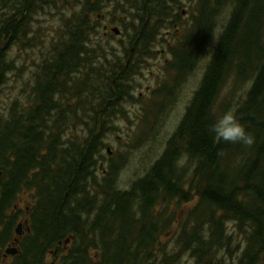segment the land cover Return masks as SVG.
<instances>
[{"label":"trees","instance_id":"16d2710c","mask_svg":"<svg viewBox=\"0 0 264 264\" xmlns=\"http://www.w3.org/2000/svg\"><path fill=\"white\" fill-rule=\"evenodd\" d=\"M121 1L128 64L173 31L168 75L178 86L208 56L199 88L160 159L121 190L123 164L100 162L134 100L137 71L108 62L95 42L106 1L81 0L39 66L28 104L0 115V262L18 238L24 200L31 232L7 264H264V0H196L183 34L181 0ZM49 5L0 0V97L14 70L9 51L32 41L33 18ZM173 92L164 85L156 97ZM232 107L254 137L250 147L217 144L207 130Z\"/></svg>","mask_w":264,"mask_h":264},{"label":"rangeland","instance_id":"374dc122","mask_svg":"<svg viewBox=\"0 0 264 264\" xmlns=\"http://www.w3.org/2000/svg\"><path fill=\"white\" fill-rule=\"evenodd\" d=\"M80 1L50 0L51 5L33 18L29 35V39L32 41L25 42V47H22L21 44L15 45L9 51L8 60L13 63L14 70L8 76V83L2 89L0 115L6 116L13 105L25 107L28 104L39 66L48 59L52 41L56 39L63 23L67 18L81 12ZM105 1L106 6L102 13L106 18L100 28L101 38L95 42H99V47L106 52L108 62L118 58L127 67L136 68L137 74L131 83V96L134 100L132 103H125L123 110L126 116L124 119L116 121L115 132L106 139L107 148L104 150L103 160L100 164L104 169L110 160L115 161L117 165L123 164L119 173L118 185L121 190H128L131 185L143 178L162 156L166 143L179 126L194 93L199 88L209 59L207 56L194 68L184 82L178 83L176 86L174 75H168L167 72L172 59L169 47L170 44L175 43V40L170 37L174 32L163 31L162 39L153 42L150 46L146 45V50L138 62L128 64L122 52L129 39L121 33L116 35L111 30L105 29L106 26L109 29L119 28L123 33L119 21H128V18H124L119 10L123 1ZM181 1L182 7L176 12L180 16L177 22V26H179L177 33L183 34L182 28L187 27L192 21L197 1ZM221 28L222 25L216 32V38L220 36ZM164 85H168V88L175 92L167 99L165 96L156 97V93ZM155 104H162V108L154 112L150 107ZM29 201L32 202V200ZM20 206L17 227L26 222L25 215L29 213L31 204L24 203L23 200ZM180 211L181 213H179L183 215L184 207H181ZM27 228L22 229L23 234L27 232ZM237 241L241 242L242 239L238 238ZM52 262L53 256L51 255L49 263ZM191 263L192 260L184 259V264ZM226 264L228 263L226 262Z\"/></svg>","mask_w":264,"mask_h":264},{"label":"clouds","instance_id":"9594fccd","mask_svg":"<svg viewBox=\"0 0 264 264\" xmlns=\"http://www.w3.org/2000/svg\"><path fill=\"white\" fill-rule=\"evenodd\" d=\"M207 130L217 144L224 142L250 147L254 143L253 135L238 118L235 107L229 108L221 116L216 117ZM186 160L187 157L181 156L176 161L177 167H182Z\"/></svg>","mask_w":264,"mask_h":264},{"label":"water","instance_id":"95a60500","mask_svg":"<svg viewBox=\"0 0 264 264\" xmlns=\"http://www.w3.org/2000/svg\"><path fill=\"white\" fill-rule=\"evenodd\" d=\"M112 32L115 33L116 35H120L121 31L119 28H113ZM1 178L2 175H0V182H1ZM22 225H19L18 229L16 230V234L18 237L23 236V232H22ZM18 243H19V239H16L15 242L13 243L12 246H10L7 250H6V255L7 256H16L19 254V248H18Z\"/></svg>","mask_w":264,"mask_h":264},{"label":"flooded vegetation","instance_id":"af4514ba","mask_svg":"<svg viewBox=\"0 0 264 264\" xmlns=\"http://www.w3.org/2000/svg\"><path fill=\"white\" fill-rule=\"evenodd\" d=\"M105 20V19H104ZM103 20V21H104ZM105 29L106 30H111V29H109V27L108 26H106L105 27ZM26 218L25 219H27L26 220V222L25 223H21L20 225H22L23 227H22V229L24 228H27L28 226H30V221H29V213H26ZM27 232H31V229L30 228H27ZM11 245H13V243L12 244H10L9 246H11ZM13 256H7V257H5V252L3 253V258H2V261L0 262V264H7L10 260H11V258H12Z\"/></svg>","mask_w":264,"mask_h":264},{"label":"bare ground","instance_id":"6f19581e","mask_svg":"<svg viewBox=\"0 0 264 264\" xmlns=\"http://www.w3.org/2000/svg\"><path fill=\"white\" fill-rule=\"evenodd\" d=\"M210 10V9H209ZM167 11V10H166ZM95 91V90H94ZM104 247V246H103Z\"/></svg>","mask_w":264,"mask_h":264}]
</instances>
